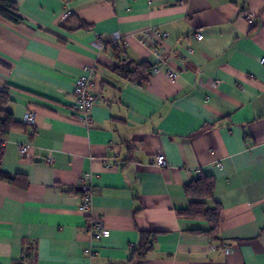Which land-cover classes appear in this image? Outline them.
I'll return each instance as SVG.
<instances>
[{
  "label": "crops",
  "instance_id": "obj_1",
  "mask_svg": "<svg viewBox=\"0 0 264 264\" xmlns=\"http://www.w3.org/2000/svg\"><path fill=\"white\" fill-rule=\"evenodd\" d=\"M11 1L22 20L0 18V95L18 125L0 168L18 179L0 180V264H128L143 231L153 248L131 264H264V0ZM90 66L85 128L70 107ZM85 173L106 229L94 242L77 210ZM199 176L215 180V237L177 214Z\"/></svg>",
  "mask_w": 264,
  "mask_h": 264
},
{
  "label": "trees",
  "instance_id": "obj_2",
  "mask_svg": "<svg viewBox=\"0 0 264 264\" xmlns=\"http://www.w3.org/2000/svg\"><path fill=\"white\" fill-rule=\"evenodd\" d=\"M0 18L12 23H19L22 19L17 14V8L11 0H0ZM139 67H143L144 70H148L149 67L146 64H141ZM119 73L129 72V66L121 63L116 67ZM5 99L0 95V137L5 136L13 128L17 127V123L13 119V115L10 111L4 108ZM1 148H0V161H1ZM17 176L5 173L0 168V180L7 183H17ZM215 188V180L210 176H199L193 178L189 183L183 187V192L188 198V206L185 209H181L177 212L178 216L204 220L207 222V229H192L195 233H206L215 237L220 221V206L215 204L208 206V201L212 199ZM153 234L149 231H143L141 233V239L138 246L133 249L131 259L128 264L134 263L137 260H141L145 255L152 250Z\"/></svg>",
  "mask_w": 264,
  "mask_h": 264
},
{
  "label": "built area",
  "instance_id": "obj_3",
  "mask_svg": "<svg viewBox=\"0 0 264 264\" xmlns=\"http://www.w3.org/2000/svg\"><path fill=\"white\" fill-rule=\"evenodd\" d=\"M68 13L65 14L67 16ZM249 22L252 21V15L245 13ZM195 36L198 40L203 38L202 34L196 30ZM161 37L166 39L168 37L167 33H162ZM103 44L104 42L101 41ZM158 60H160L159 54H156ZM260 63L264 65V57L260 59ZM158 68L154 67L153 71H157ZM170 76L173 74L168 72ZM203 84L217 85L218 80H203ZM73 95L74 102L70 107V112L72 116L79 122L83 127L88 128L91 123V111L98 100L96 95V85H95V67H87L85 75L79 76L75 79L73 84ZM35 121V112L33 110H28L24 115L22 123L25 125H33ZM32 146L28 143H23L19 145V153L22 158H27ZM53 158L48 157L47 162H52ZM154 164L159 168H169V164L166 158L162 154H158L154 158ZM219 166V165H218ZM93 175L91 173L83 174L78 180V194L80 197V202L77 205V210L85 216L84 230L90 237L91 241H98L105 234V226L100 217L95 215L92 211V185L90 183ZM214 249V246H211ZM84 253L91 258L93 256V250L89 247L84 249Z\"/></svg>",
  "mask_w": 264,
  "mask_h": 264
}]
</instances>
